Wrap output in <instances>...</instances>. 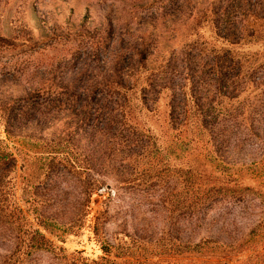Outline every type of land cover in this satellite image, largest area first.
I'll list each match as a JSON object with an SVG mask.
<instances>
[{
	"label": "trees",
	"instance_id": "1",
	"mask_svg": "<svg viewBox=\"0 0 264 264\" xmlns=\"http://www.w3.org/2000/svg\"><path fill=\"white\" fill-rule=\"evenodd\" d=\"M150 6L154 13L147 23L149 35L115 48L108 55L104 73L92 78L88 87L50 82L47 94L52 98L47 112L29 96L0 104V132L5 134L0 138V164L5 167L1 170L7 172L6 164L16 161L7 146L9 139L19 135L27 142L44 141L47 133L49 142L59 140L53 156L68 159L71 155L88 167L100 161L101 137L109 138L112 147L103 153L104 158L116 151L114 162L129 173L137 156L131 146L142 139L131 122L132 110L150 112L164 97L168 128L176 131L175 139L183 142L188 153L199 148L197 158L208 175L202 180L197 201L185 206L188 234L182 238L172 231L160 236L134 233L129 241L120 239L114 244L102 235L104 222L99 219L103 210L90 227L101 254L90 257L78 250L63 254L59 263L264 264V56L249 52L255 44L264 46V0H215L196 11L191 0H153ZM166 22L183 25L186 35L193 38L159 57V31ZM205 32L211 41L204 37ZM21 39L14 31L0 33V46L12 47ZM31 39L29 34L27 40ZM77 90H97L103 97L101 104L93 109L96 105L75 100ZM32 91L39 93L40 88ZM52 110L65 125V131L54 135L38 128L40 118L44 115L43 122L47 121L45 114ZM20 122L36 126L38 132H22ZM72 135L83 139L82 147L73 143ZM48 168L52 169L49 164ZM92 194L87 193L86 202ZM253 200L262 212L248 226L209 217L217 205L227 201L242 202L240 210L248 214ZM196 229H204L207 235L193 240L190 234ZM35 232L27 246L50 244L40 230ZM3 264L19 263L10 256Z\"/></svg>",
	"mask_w": 264,
	"mask_h": 264
},
{
	"label": "rangeland",
	"instance_id": "2",
	"mask_svg": "<svg viewBox=\"0 0 264 264\" xmlns=\"http://www.w3.org/2000/svg\"><path fill=\"white\" fill-rule=\"evenodd\" d=\"M152 1L0 0V33L14 31L22 38L18 45L0 46V104L29 96L47 112L52 98L47 94L50 82H74L76 86L88 87L92 78L104 73L108 55L115 48L149 35ZM213 1L191 0L193 11ZM160 30L159 57L178 50L193 38L179 23L166 22ZM29 34L33 39L27 40ZM204 34L211 41L209 32ZM261 45L249 47V52L264 56ZM36 88H40L39 93H32ZM75 92V100H84L91 107L96 105L93 109L101 104L103 97L97 90ZM153 106L150 112L132 110L131 122L136 124L134 130L142 139L131 146L137 156L129 173L122 172L114 162L116 151L109 158L112 161L104 158L103 153L112 147L109 138L101 137V158L91 167L71 155L68 159L53 156L59 140L49 142L47 133L43 134L44 141L27 142L19 135L8 140V149L16 161L6 164L7 172L1 170L5 167L0 164V264L10 256L17 258L19 264H60L63 254L78 250L85 256H99L100 246L90 227L103 210L105 214L99 219L104 222L102 235L114 244L120 239L129 241L134 233L160 236L172 231L182 238L188 234L185 206L198 198L202 180L208 175L197 158L199 148L188 153L183 142L175 139L176 131L168 128L166 98L161 97ZM58 116L53 110L46 113L48 120L43 122V115L38 128L53 135L65 131ZM20 126L22 132H38L36 126L24 122ZM71 137L74 144L82 147L83 139ZM99 138L97 132L95 141ZM89 192L93 194L86 202ZM241 203L227 201L217 205L209 217L248 226L262 212L261 206L257 200L249 201L247 214L240 210ZM36 230L50 244L27 246ZM194 232L190 237L196 241L207 235L204 229Z\"/></svg>",
	"mask_w": 264,
	"mask_h": 264
}]
</instances>
